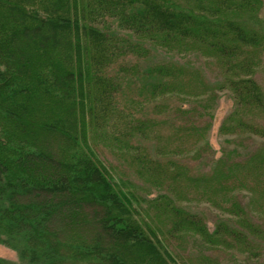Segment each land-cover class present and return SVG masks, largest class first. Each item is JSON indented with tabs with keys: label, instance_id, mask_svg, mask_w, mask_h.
I'll use <instances>...</instances> for the list:
<instances>
[{
	"label": "trees",
	"instance_id": "1",
	"mask_svg": "<svg viewBox=\"0 0 264 264\" xmlns=\"http://www.w3.org/2000/svg\"><path fill=\"white\" fill-rule=\"evenodd\" d=\"M263 9L0 0V244L18 255L0 264L264 258V145L209 157L207 140L220 91V131L264 137ZM193 203L220 211L213 227Z\"/></svg>",
	"mask_w": 264,
	"mask_h": 264
},
{
	"label": "rangeland",
	"instance_id": "2",
	"mask_svg": "<svg viewBox=\"0 0 264 264\" xmlns=\"http://www.w3.org/2000/svg\"><path fill=\"white\" fill-rule=\"evenodd\" d=\"M263 15H264V9H263ZM194 63L197 67H200L201 69H204L206 72V75L209 79L214 80L218 74V70L215 66L206 67L203 59H194ZM257 79L264 85V57H263V69L257 72L256 74ZM219 98L218 101L212 110V113L214 115L212 119V127L210 129V132L207 136V140L211 145L209 157H218L221 154L222 149H226L227 151H231L233 149H238L240 153H247L250 150H253L255 148H259L264 145V137L258 136V135H246L247 137L243 140L238 141L237 143H234L232 140L236 138L232 135L223 134L220 131V127L224 121V119L234 110V100L232 98V94L229 91H220L218 93ZM258 124H264V120H261L258 118L257 120ZM232 141V142H230ZM209 162L208 160L206 163ZM191 164L198 168V170H202L204 168V165H206L203 161L201 162L200 159H194L191 161ZM238 194L246 195L247 189H239L236 191ZM197 210L203 212L206 214V217L208 219V223L210 227L214 226V220L217 214H219V210L213 208L211 205L207 203H193ZM249 252L239 253L235 250H231L230 253H227L225 255H219V260L221 261L220 264H257L259 261H261V264H264V258L261 257H253L251 259L248 258ZM0 256L11 260V261H18V255L17 253L3 245L0 244Z\"/></svg>",
	"mask_w": 264,
	"mask_h": 264
}]
</instances>
